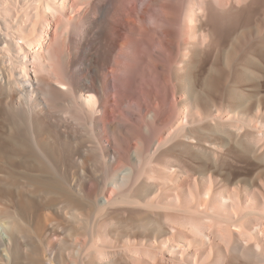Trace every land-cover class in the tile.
Instances as JSON below:
<instances>
[{
  "label": "bare ground",
  "instance_id": "obj_1",
  "mask_svg": "<svg viewBox=\"0 0 264 264\" xmlns=\"http://www.w3.org/2000/svg\"><path fill=\"white\" fill-rule=\"evenodd\" d=\"M0 264H264V0H0Z\"/></svg>",
  "mask_w": 264,
  "mask_h": 264
}]
</instances>
